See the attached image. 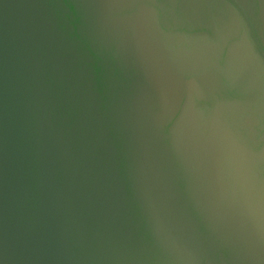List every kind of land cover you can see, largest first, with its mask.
I'll return each instance as SVG.
<instances>
[{
  "label": "water",
  "instance_id": "1",
  "mask_svg": "<svg viewBox=\"0 0 264 264\" xmlns=\"http://www.w3.org/2000/svg\"><path fill=\"white\" fill-rule=\"evenodd\" d=\"M0 264H264V0H0Z\"/></svg>",
  "mask_w": 264,
  "mask_h": 264
}]
</instances>
